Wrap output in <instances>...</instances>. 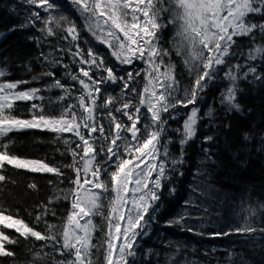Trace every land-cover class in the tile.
<instances>
[{
	"label": "snow or ice",
	"instance_id": "obj_1",
	"mask_svg": "<svg viewBox=\"0 0 264 264\" xmlns=\"http://www.w3.org/2000/svg\"><path fill=\"white\" fill-rule=\"evenodd\" d=\"M21 2L29 6V11L24 22L9 31L35 28L39 22L41 35L30 36L29 40H34L37 45L49 37L69 41V46L60 51L68 52L77 71L73 72L52 53L42 52L41 56L51 67L62 65L65 76L74 83H63L52 71L42 72L40 77L53 78L47 87L61 90L62 95L57 97L59 101L74 99L75 102L62 105L58 115L46 114L43 104L33 102L44 99L39 95L41 89L22 88L30 81H11L7 79V71L0 68V182L7 180L3 174L7 166L63 177L72 187L64 191L57 189L49 203L70 199L71 210L58 232L56 225L45 220L50 210L48 205L42 204L40 214L35 217L36 224L42 221L45 224L47 233H42L18 214H9L7 209L0 207V257H15L7 245L20 243L22 237L43 242L41 249L33 253V264L42 261L44 264H136L139 239L148 235L147 229L154 219L152 213L157 210L164 181L170 178L168 165L170 163L175 170L176 165L183 163L182 155L179 159H169L168 143L171 139L162 142L168 124L164 115L175 119L173 113L178 108L190 106L182 130H175L182 137L179 140L182 150L196 134L200 119L196 105L209 82L214 81L222 70V79L230 84L221 92L220 103L229 111H241L236 102L238 80H246L251 75L256 81H264V73L249 63L264 60V0H168L167 5L165 0H63V4L61 0ZM62 6L71 7L79 14L83 30L97 44L107 47L114 63H109L108 57L92 46L91 41L84 42L89 45L86 49L81 47V27L69 16L58 13ZM166 12L170 17L167 23H163ZM250 16L258 17L260 22L250 21ZM169 24L175 28L172 49L177 57L182 58L192 78L191 85L183 88L176 79V66L170 59L173 51L161 44L162 32ZM257 33L262 38L260 43H256ZM241 37H248L252 42L246 53L235 50L239 47L237 38ZM238 55L245 57V63L231 64L229 61ZM166 57L169 58L167 63ZM136 61L145 67L135 72L124 69L125 75L117 73L118 67L131 66ZM244 68L247 70L242 71ZM142 72L144 86L137 91L133 85ZM40 77L34 75L32 80ZM76 84L79 88L75 87ZM104 85L119 86V94L112 95ZM17 102H32L28 108L30 118L13 115ZM114 113L126 117L128 123ZM211 113L210 109L208 115ZM101 118L108 121L107 125L101 122ZM26 129L53 133L65 146L62 154L71 156V163L50 166L44 159H25L13 154L14 142L9 134ZM64 134L71 136L65 137ZM247 139L249 137L245 135ZM64 168L71 170L74 178L65 177ZM102 174L108 179H101ZM28 187L35 190L37 185L30 183ZM169 191L174 193L175 189ZM105 199L107 215L103 212ZM192 203L186 201L188 205ZM260 208L264 209V205ZM242 211L248 215L240 227L210 235L251 237L260 233L264 238V226L254 224L257 210L248 208ZM51 215L54 216L55 212ZM95 216H101L105 223L96 225L93 222ZM186 218L181 215L168 224L183 225ZM5 229L13 230L18 234L17 238L6 234ZM97 229L103 235L93 243ZM184 230L193 231L190 227ZM196 234L203 235L202 232ZM49 246L52 252L70 258L57 260L51 253L43 252ZM180 253L181 249L177 247L175 254L168 257L167 264H182ZM241 264H244L243 260Z\"/></svg>",
	"mask_w": 264,
	"mask_h": 264
},
{
	"label": "trees",
	"instance_id": "obj_2",
	"mask_svg": "<svg viewBox=\"0 0 264 264\" xmlns=\"http://www.w3.org/2000/svg\"><path fill=\"white\" fill-rule=\"evenodd\" d=\"M63 4V0H61ZM165 5L166 0H165ZM65 15L74 20L81 27V47L89 45L85 41H91L100 53L108 57L109 63H114V58L106 46L97 44L91 35L83 30V21L79 14L71 7H61ZM12 9H15L14 11ZM29 6L21 0H0V68H4L7 79L11 81H30L22 88H39V95L43 100H35L34 103L43 104L45 113L58 115L62 105L74 103V99L59 101L57 97L62 95L60 89L47 86L52 82V77H40L42 72L52 71L55 78L63 83L72 85L74 82L65 76L62 65L51 67L43 60L41 53H52L63 64L69 65L73 72L77 71V65L72 63V57L67 51H60L69 46L68 40L49 37L40 45L30 36H40L38 29L42 26L39 22L36 27L25 29L17 28L9 31L14 25L25 20ZM60 12V8L58 9ZM63 14V13H59ZM64 15V14H63ZM170 13H164L163 23H167ZM252 22H260L258 17L250 16ZM173 25L169 24L162 32L161 44L172 49ZM262 42L259 33L256 43ZM239 45L235 50L247 52L252 46L248 37L237 38ZM73 50H75L73 48ZM175 64L176 79L181 88L190 86L192 78L186 70L182 58L177 57L173 51L170 57ZM168 57L165 58L167 63ZM231 64H244L245 57L237 56L229 61ZM260 73H264V60L250 61ZM142 62H135L131 66H120L116 69L119 75H125L124 69L135 72L144 68ZM244 68L242 71H246ZM36 75L40 77L32 80ZM144 73L136 77L134 87L137 91L144 86ZM223 70L214 81H210L208 87L202 93L201 100L197 103L200 119L197 122L196 134L187 144L181 145L182 138L179 132L182 130L183 120L190 112L189 108L180 107L173 113L175 119H169L168 114L164 119L168 120L167 131L162 142L168 143L169 159H179L182 155L183 163L176 165L172 170L169 163V180L164 181L160 200L156 204V211L152 213L147 229L148 235L139 239L137 245L136 264H167L168 257L175 254L177 247L181 249L180 259L186 264H264V238L260 233L253 236L230 235L213 237L212 233L228 231L230 228L240 227L248 213L243 209L253 208L256 211L255 226H264V81H256L250 75L246 80L237 82L238 91L236 102L241 106V111H229L226 105L220 103L221 92L229 86L230 82L222 79ZM79 88V85H75ZM112 95H118L120 87L117 85H104ZM107 94V93H106ZM135 97V94H132ZM32 102H17L13 115L23 119L30 118L28 108ZM211 115H208L209 110ZM142 111L146 109L142 108ZM118 119H122L119 113H114ZM125 119V118H124ZM101 122L107 125L108 121L101 118ZM70 137L71 134H64ZM245 135L249 139L245 140ZM206 137H212L207 140ZM14 142L11 152L25 159H44L50 166L67 165L71 163L70 155H63L65 146L55 135L46 130L26 129L9 134ZM7 139V138H5ZM65 177H73L74 173L69 169H62ZM182 173V174H181ZM7 180L0 182V207L8 210L9 214L17 215L35 230L47 233L42 221L36 224L35 217L40 214L42 204L48 205L49 214L45 216L48 224L57 226L56 231L62 229L66 217L71 210L70 199H59L49 203V198L57 192L72 187L68 179L57 177L54 174L31 173L26 170H17L7 166L3 172ZM107 180V179H106ZM52 183H49V182ZM35 183V190L28 187ZM175 192L170 193L169 189ZM196 191H193V190ZM193 203L188 205L186 201ZM105 202L107 200L105 199ZM55 215H51V212ZM186 215L183 225H169L168 221ZM147 218V217H146ZM97 225L105 222L101 216L96 217ZM2 227V226H0ZM193 231H185V228ZM6 234L17 238L13 230L5 229ZM202 232L203 235H197ZM103 235L100 229L95 232L93 243ZM20 243L7 245L8 249L15 253V257H0V264H33V253L39 251L43 245L41 241L34 239L25 240L19 238ZM215 249V251H213ZM151 250V252L149 251ZM43 252L51 253L55 259L67 260V255L60 256L52 252L51 246L44 248ZM231 255V260L229 256ZM41 264H44L42 261Z\"/></svg>",
	"mask_w": 264,
	"mask_h": 264
},
{
	"label": "rangeland",
	"instance_id": "obj_3",
	"mask_svg": "<svg viewBox=\"0 0 264 264\" xmlns=\"http://www.w3.org/2000/svg\"><path fill=\"white\" fill-rule=\"evenodd\" d=\"M167 3H168V0H166V4H167ZM40 11H41V14L43 15V11H42V10H40ZM60 12L63 13L64 15H65V13H66V12H64V11L62 10V8H60ZM60 12L58 11V13H60ZM174 32H175V28H174V26H173V35H174ZM136 62H139V61H136ZM134 63H135V62H134ZM133 94H134V93H133ZM124 118H125V119H124ZM121 120H122L124 123H128L126 117H122ZM98 159H99V157H98ZM153 175H154V174H153ZM101 179L106 180V179H108V177H107L106 174H102ZM108 195H110V193H109ZM103 202H104V204H105V207H104V209H103V212H104V215H107V202H105V200H104ZM96 217H98V216L93 217V222L97 225ZM82 222H83V221H82ZM94 236H95V233H94ZM93 240H94V239H93Z\"/></svg>",
	"mask_w": 264,
	"mask_h": 264
}]
</instances>
